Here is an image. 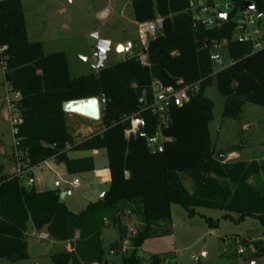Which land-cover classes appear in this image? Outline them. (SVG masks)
Wrapping results in <instances>:
<instances>
[{
	"label": "trees",
	"instance_id": "1",
	"mask_svg": "<svg viewBox=\"0 0 264 264\" xmlns=\"http://www.w3.org/2000/svg\"><path fill=\"white\" fill-rule=\"evenodd\" d=\"M130 1L137 24L164 20L163 30L148 44L150 67L132 57L72 79L64 52L47 55L41 42L28 40L22 1L0 0V63L5 83L19 94L13 101L18 115L13 128L23 170L54 160L64 164L69 175L90 173L95 170L93 158L71 159L68 153L103 149L110 178L109 190L100 200L74 213L61 201L59 190L28 188L21 176L4 174L0 163V259L16 262L29 257L31 224L57 242L71 243L70 251L51 257L52 264H106L101 237L113 226L133 246L123 264H141L138 251L145 241L172 235L173 205L183 207L190 218L199 214L198 209H213L235 223L257 219L264 231V161L220 158L226 154L216 151L210 131L215 106L203 93L215 86L225 98L222 116L227 119H237L246 104L264 108V49L252 52L250 45L235 42L232 24L212 30L194 27L188 0ZM233 1L234 13L244 1L264 13V0ZM224 41L233 64L214 73L210 56ZM178 81L200 82V92L191 103L171 111V122L162 131L169 141L162 149L152 151L148 146L158 130L149 113L142 114L146 127L140 134L125 138L126 119L139 111L141 97L150 96L152 83L175 86ZM90 98L106 100L101 131L77 143L63 104ZM125 218L136 220L133 235H128ZM206 221L210 228L219 226V220ZM252 244L255 257L264 254V240ZM113 248L117 244L110 252ZM173 258L154 255L150 264Z\"/></svg>",
	"mask_w": 264,
	"mask_h": 264
},
{
	"label": "rangeland",
	"instance_id": "2",
	"mask_svg": "<svg viewBox=\"0 0 264 264\" xmlns=\"http://www.w3.org/2000/svg\"><path fill=\"white\" fill-rule=\"evenodd\" d=\"M21 1L28 40L41 42L47 55L64 52L72 79L98 72L99 60L93 61V58L98 52L97 45L100 40L107 38L112 40L101 68L111 67L126 59L125 55L121 54L122 51H116L117 43L126 45L127 42H132L135 46L134 53L140 54L137 24L130 0ZM261 34L264 35V20ZM213 53L225 64H229L225 43ZM203 93L215 106L210 131L216 151L237 146L243 153V160L262 157L264 108L246 104L237 119H227L222 116L225 98L219 95L215 86L209 85ZM10 101H16V97L5 83L4 68L0 63V163L4 166V174L13 172L16 174L19 168L23 169V163L19 161L20 153L15 148L12 122L17 119V114L13 109V103L11 108ZM78 121L76 119L75 123H81ZM91 122L96 130L101 131V120ZM244 125L250 128L247 131L243 130ZM94 151L95 170L93 173H84L77 177L78 187L71 185L74 178L68 175L66 166L54 162L42 164L35 170L32 177L35 181L34 186L37 190L46 191L61 188V201L64 205L70 211L80 213L88 204L100 200L110 187L107 179L109 169L106 151L103 149ZM90 154L84 151L72 152L70 158H86ZM23 178L24 182L30 180L28 171ZM185 185L191 189L192 183L186 179ZM197 212L198 215L190 218L183 207L173 205L172 235L145 241L138 251L141 264H150V258L154 255L173 256L177 264H195V258L200 259L198 264H264V254L255 257L250 253L240 255L238 252L240 246L248 247L253 241L264 240V231L257 219L247 218L243 222L235 223L223 219L225 212L220 210L198 209ZM206 218L219 220L218 228H210ZM133 221L136 220L125 218L123 221L128 226V235L136 229V222ZM29 227L27 236L29 257L16 262L0 259V264H52L51 257L54 254L71 250L69 241L57 242L51 237L48 240H41L40 233L31 224ZM101 243L106 251L107 264H123L124 256L130 255L133 251L128 236L124 238L120 229L113 226L103 231ZM114 244H117V248L112 249V254L110 248Z\"/></svg>",
	"mask_w": 264,
	"mask_h": 264
},
{
	"label": "built area",
	"instance_id": "3",
	"mask_svg": "<svg viewBox=\"0 0 264 264\" xmlns=\"http://www.w3.org/2000/svg\"><path fill=\"white\" fill-rule=\"evenodd\" d=\"M241 6V5H240ZM235 4L233 0H188L187 13L190 15L192 23L196 28H203L206 30L220 29L227 24H232L234 29L233 40L238 43L248 44L251 46L252 52L264 49V35L261 34V26L264 20V13L254 10L240 11V7L236 13ZM225 15V17L222 16ZM106 14L104 15V17ZM162 18H157L153 22L143 23L137 25V33L140 49V54L134 53L135 46L132 42H127L126 45L121 46V54L127 58L137 57L142 66L150 67L146 51L148 44L152 38L157 36L163 30ZM225 45L227 44L224 41ZM222 43V44H223ZM219 46H216L218 48ZM214 66V73H217L233 64L230 60L229 64H225L219 56L212 53L210 56ZM98 52L94 54L93 61H98ZM200 90V82L195 84H184L183 81H178L175 86H163L158 82H153L151 87L150 96H143L139 99V111L128 117L126 120L129 122V128L125 131V138H135L146 127V120L142 114L149 113L156 118L158 123V130L153 138L148 139V146L152 151L162 149L163 143L169 141L164 138L162 131L167 128L171 122V111L174 108L185 106L191 103L195 93ZM16 100L19 99V94H15ZM100 112L106 105L104 98H99ZM12 101V100H11ZM10 101V106L11 102ZM13 106V105H12ZM11 106V108H12ZM14 109V108H13ZM17 119L12 120L13 125L17 123ZM14 134L16 133L13 128ZM15 141V147L17 146ZM28 170L18 169L16 174L23 178V175L28 171L31 172L32 168ZM34 179L31 177L25 185L33 186ZM73 187H78L79 183L74 180L71 184ZM49 234H41V240H48ZM240 255L246 253L255 254L256 250L254 245L248 247L240 246L238 250ZM112 253V252H111ZM113 254V253H112ZM199 258H195V264H198ZM176 262L172 260H164L163 264H172Z\"/></svg>",
	"mask_w": 264,
	"mask_h": 264
},
{
	"label": "crops",
	"instance_id": "4",
	"mask_svg": "<svg viewBox=\"0 0 264 264\" xmlns=\"http://www.w3.org/2000/svg\"><path fill=\"white\" fill-rule=\"evenodd\" d=\"M69 1H73V0H69ZM137 24V23H136ZM138 25V24H137ZM104 40H106V41H108V42H110V47H111V45H112V40L110 39V38H107V39H104ZM121 46H123V44L122 43H117L116 44V51L118 52V50H119V47H121ZM68 115V125H69V127L71 128V130L73 131V134H74V136H75V140H76V142L77 143H79V142H81V141H84V140H86V139H88V138H90L94 133H98V132H100L99 131V129L98 130H96V128H95V126H93L91 123V121H93V120H90V119H88V118H85V117H82V116H79V115H76V114H67ZM76 119H78L79 121H81V123H75V121H76ZM78 121V122H79ZM250 127H248L247 125H244L243 126V130H248ZM221 129L222 128H220V131H221ZM81 135V136H80ZM80 137V138H79ZM239 147H237V146H231V147H228L227 149H225V150H222L225 154H226V156L224 157L223 156V158H225V160L226 161H241V160H243L242 159V157H243V153L240 151L241 149L239 148ZM72 152H74V151H70L69 153H68V157L70 158V154H72ZM85 153H87V152H89V153H91L90 154V156L89 157H91V158H93V160H94V154L96 153V151H84ZM3 153H5L4 151H3ZM264 161V155L262 156V157H257V158H251V159H245V160H243V162H246V163H251V162H254V161ZM56 163L54 160H49V161H47V162H45V163H43V164H48V163ZM57 164V163H56ZM41 166V165H40ZM39 166V167H40ZM39 167H36V168H33L32 170H31V172L29 173V176L30 177H33L34 176V172H35V170L37 169V168H39ZM93 173V172H92ZM12 174H14V172L12 173ZM12 174H8V175H12ZM109 174V173H108ZM69 175V174H68ZM70 177H73L74 178V180H77L78 181V179H77V177H80L81 176V174L80 175H69ZM78 183H79V181H78ZM109 183H110V178H109ZM35 185V181H34V184H33V186ZM35 187V186H34ZM36 188V187H35ZM57 190H59L60 192L62 191L61 190V188L59 189H57ZM37 191H46V190H37ZM38 232V231H37ZM40 233V235L41 234H45V233H47V231H41V232H39ZM48 234V233H47ZM40 235H39V239H40ZM203 255H205V253L203 254Z\"/></svg>",
	"mask_w": 264,
	"mask_h": 264
},
{
	"label": "water",
	"instance_id": "5",
	"mask_svg": "<svg viewBox=\"0 0 264 264\" xmlns=\"http://www.w3.org/2000/svg\"><path fill=\"white\" fill-rule=\"evenodd\" d=\"M254 9H255V5L254 3L250 1L242 2L240 6L241 12H244L247 10H254ZM222 16L225 17L224 14H222ZM109 48H110V42L106 40H100L98 42V45H97V50H98V55H99L98 68H101L104 60L106 59V54ZM63 111L67 114H76V115L88 118L90 120H93V121H99L101 118L98 98H90V99L66 102L63 104ZM220 158L223 159V156H221ZM107 179H109V174L107 175ZM132 235H133V232H132Z\"/></svg>",
	"mask_w": 264,
	"mask_h": 264
},
{
	"label": "bare ground",
	"instance_id": "6",
	"mask_svg": "<svg viewBox=\"0 0 264 264\" xmlns=\"http://www.w3.org/2000/svg\"><path fill=\"white\" fill-rule=\"evenodd\" d=\"M119 51H122V47H119Z\"/></svg>",
	"mask_w": 264,
	"mask_h": 264
}]
</instances>
